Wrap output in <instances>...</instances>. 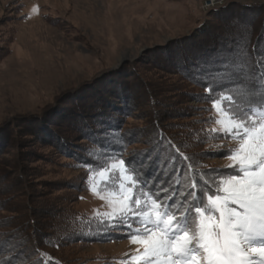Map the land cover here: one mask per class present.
Here are the masks:
<instances>
[{
    "label": "rangeland",
    "instance_id": "obj_1",
    "mask_svg": "<svg viewBox=\"0 0 264 264\" xmlns=\"http://www.w3.org/2000/svg\"><path fill=\"white\" fill-rule=\"evenodd\" d=\"M207 1L0 0V206L5 201L0 208V223L4 221L1 218L6 216H12L8 221L13 225L20 223L21 219L15 218L18 215L15 212L27 214L29 220L47 213V209L52 214L57 213L62 221H55L60 223L58 231L63 237L57 253L68 264H125L136 254L139 246L124 238L128 229L106 226L103 213L108 209L105 202L90 190V177L111 163L113 156L133 159L139 156L140 151L127 153V149L133 147H125L126 151L115 150L108 155L96 150L90 154L91 150L86 156L91 155L96 162L80 166L66 157L67 153L62 150L48 146L49 143H38L34 135L50 139L49 135L58 134L66 138L68 132L64 123L69 122L67 119L81 121L80 116L86 113L85 105L89 109L96 107L92 101H103L107 96L105 89L119 96L124 94L118 85L123 80L124 85L128 84L129 92L134 89V93L137 89L128 80L132 74L118 78L115 88L103 76L107 72L112 74L123 67L137 65L147 51L166 46L203 22L212 9L202 10ZM225 1V4H256L264 8V0ZM33 8L37 11L32 12ZM209 47L192 49L190 56L202 54ZM161 51L156 53L159 63L167 57L178 64L185 55L176 46L169 52ZM169 66L172 67V64ZM139 68L143 77L147 78L151 73V68ZM122 74L124 71L116 75ZM182 78L177 80L172 77L171 82L166 80L173 90L165 103L170 102L172 108L190 111L186 118L176 121L196 129L195 135L201 142L195 152L206 151L193 157L198 167L208 168L209 172L219 170L226 176L232 169L228 167L230 162L222 157L234 147V142L221 139L219 133L212 131L218 128L212 122L216 118L215 110L210 104L206 106L199 99L192 98L189 93L200 94L201 91L187 85L186 79ZM128 119L135 121V118ZM194 121L198 124L195 125ZM26 124L28 130L25 131L20 126ZM29 127L36 134L29 135ZM17 132L20 143L27 141L18 148L23 157L17 153L16 140H12L8 147L4 143L8 136L14 137ZM25 134L26 137L23 136ZM82 138L77 137L74 142L80 147L90 145V141ZM165 153L169 155L167 151ZM151 158H148V167L151 162L154 163ZM166 158L169 157L165 155V161ZM165 161L160 160L152 166L154 170L149 177L153 188L161 192L162 189L184 191V197L189 191H194L196 181L193 175L185 174L183 169L178 174L170 173ZM15 162L26 167L23 170L28 175L23 177V182L13 177L11 168ZM136 168L138 171V166ZM117 177L118 170L108 181V189L116 190ZM96 179L99 181L100 178L97 176ZM210 179L213 177L210 176ZM101 188H105L103 183ZM8 206L6 213L2 209ZM64 225L69 232L65 231ZM109 228L113 230L109 231ZM86 231L92 235V241L83 236L73 240L66 238L75 233L83 235ZM16 243L11 242L7 249L13 252L17 248ZM15 256L19 262L24 260L22 255ZM0 264L5 263L0 261Z\"/></svg>",
    "mask_w": 264,
    "mask_h": 264
},
{
    "label": "trees",
    "instance_id": "obj_2",
    "mask_svg": "<svg viewBox=\"0 0 264 264\" xmlns=\"http://www.w3.org/2000/svg\"><path fill=\"white\" fill-rule=\"evenodd\" d=\"M207 15V19L198 23L184 35L175 38L166 46L147 51L136 63L137 65L123 67L125 68L124 70L121 68L118 72L112 74L107 72L103 76V79H107L106 81H108L109 85L115 88L118 78H125L132 74L131 77H128V80L137 89L134 93L132 92L134 89H131L130 92L132 94H128V84L125 83L126 85H124L122 83L124 80L118 84L122 93H124L120 96L115 94L116 92L111 93V90L105 89L107 94L104 98L105 100L92 101L96 107L90 109L85 105L86 109L84 112L86 111V113L80 116L79 120L81 121L73 117H69L73 118L72 120L67 119L69 122L64 123L65 131L68 132L65 134L66 138L58 134L49 135L50 139L44 136L39 137L30 127L29 135L36 134L34 136L36 139L38 138V143H49L47 144L48 146L62 150L67 153L68 156L66 157L76 161L80 166H87L96 162L91 159V155L89 157L86 156V153H90L91 150L93 151L90 154H93L96 150L109 153L108 155H110L115 150L120 152L123 149L126 151L125 147H133L131 150L127 149V153L140 151L139 156H135L133 159H128L127 157L125 160L134 161L135 165L138 166L137 174L139 178L142 180L147 179L148 181L145 186L146 190H150L153 194L158 193L160 197L172 196L173 200L170 202L174 203L176 208H179L184 199V191L161 192L155 190L150 182L149 175L152 176L151 171L154 170L152 166L158 164L160 160L165 161V155H167L169 157L165 161L168 164L167 171L178 174L183 169L185 174L193 175V180L196 181L195 185L198 186L194 191L203 196V193L209 190H207V182L211 179L210 176L206 175L209 169L198 167L193 157L205 154L206 151L196 153L195 148L199 147L201 142L195 135L196 129L187 128L185 126L188 124L176 121L180 118H186L190 115V111H184L177 107L172 108L170 102L168 104L165 103L168 102L167 99H169L173 90L167 85L168 82L166 83V80L169 81L172 77L181 80L183 77L186 79L187 85L201 91L200 94L189 93V95L192 98L199 99V102L205 103L206 106L210 104L204 99L209 95L205 91L209 84L213 85L216 95H219L221 90L227 89L233 96H237L239 91L237 86H243L250 91L254 104L261 99V92L253 90L264 89V78L261 77L260 69L257 66L258 62L264 63V59H261L264 58V8L256 4L236 5L226 3L220 8L207 12ZM207 45H210L209 49L203 51L202 54L190 56L192 49H200ZM174 46L181 49L185 54L180 58L178 64L171 59L169 61L167 57H164L163 62L159 63L156 61L158 59L157 52L159 53L161 50L162 53L169 52ZM169 62L171 63L169 64ZM237 63L245 65L242 72H236L231 68L225 67L227 64ZM171 64L172 67L169 66ZM142 66L151 68V73H149L147 78L141 74L142 70L139 67ZM175 68L177 70H173ZM126 69H128V72H126ZM122 71H124L122 76L116 75L117 73H122ZM160 71H163V73ZM224 71L231 72V76L220 78L213 75L216 72ZM164 74L169 75V77L167 78ZM112 75L113 78L111 77ZM228 103V101H224L225 106ZM234 106L237 108L241 107L240 104H235ZM256 115H259V112H256ZM27 117L29 119L32 118V116ZM128 118H135V121L132 122ZM194 124L196 125L198 122L194 121ZM20 127L25 131L28 130L27 124ZM23 136L26 137L27 134ZM9 137L11 136L7 137V141L3 140L6 143V147L10 146V143L12 144V140H16L18 143L15 145L17 153L20 157H23L22 151H19L18 148L20 147L19 145L26 144L27 141L24 140L20 143L18 132L14 137H11L12 139H9ZM77 137H83L82 139L90 141V145H82L80 147L79 144L74 142ZM207 153L209 152L207 151ZM151 156V160L154 163L151 162L149 168L148 158ZM25 168L23 163H13L11 168L13 177L15 179L20 178L21 182H23V177L28 175L27 171L23 170ZM17 173L21 175H17ZM4 203L2 202L3 205ZM5 208L2 210L7 213L9 206ZM47 210V213L40 214L37 219L33 220L27 219V214L15 212V214H18L15 218L21 220L20 223L16 222L14 225L8 221L12 216L1 218V220H4L0 223V257H2L0 261L2 263L68 264L57 253L63 237L60 234L61 231H58L60 223L58 224L55 219L62 221L61 217L57 213L52 214L50 209ZM180 210L182 211L183 209ZM102 227H105V225ZM2 229L3 231H1ZM64 229L69 232V230H66L65 225ZM106 229L107 227L104 230ZM108 230L112 231L113 229L109 228ZM75 234L66 238L73 240L83 236L89 241L93 240L91 238L92 235L88 231L83 233V235ZM8 240L10 243L18 242V244L16 243L17 248H14L13 252L7 249L10 244ZM16 254L22 255L24 262H19L17 260L18 257L15 256Z\"/></svg>",
    "mask_w": 264,
    "mask_h": 264
},
{
    "label": "snow or ice",
    "instance_id": "obj_3",
    "mask_svg": "<svg viewBox=\"0 0 264 264\" xmlns=\"http://www.w3.org/2000/svg\"><path fill=\"white\" fill-rule=\"evenodd\" d=\"M257 66L264 78V63ZM225 67L242 72L245 65ZM213 75L225 78L231 72ZM237 87V96L227 89L216 95L211 84L205 89L204 99L216 113L212 122L218 128L212 131L234 147L222 157L232 172L206 173L213 179L203 196L189 191L176 208L172 196L146 190L148 181L139 178L134 161L115 156L90 177V190L108 209L103 220L110 228L128 229L124 238L139 246L125 264H264V89L253 90L261 92L254 104L250 91ZM116 170V190H110L107 183Z\"/></svg>",
    "mask_w": 264,
    "mask_h": 264
},
{
    "label": "built area",
    "instance_id": "obj_4",
    "mask_svg": "<svg viewBox=\"0 0 264 264\" xmlns=\"http://www.w3.org/2000/svg\"><path fill=\"white\" fill-rule=\"evenodd\" d=\"M226 2L225 0H214L212 2H208L207 4H203L202 10H206L210 7H213V5H217L218 3Z\"/></svg>",
    "mask_w": 264,
    "mask_h": 264
},
{
    "label": "bare ground",
    "instance_id": "obj_5",
    "mask_svg": "<svg viewBox=\"0 0 264 264\" xmlns=\"http://www.w3.org/2000/svg\"><path fill=\"white\" fill-rule=\"evenodd\" d=\"M212 1H214V0H208L205 4H207L208 2H212ZM223 4H225V3H224V2H222V3H218L217 5H213V7H210V8H212V9L214 8V9H215V8H218V7L222 6ZM212 9H211V10H212ZM206 10H207V9H206ZM209 11H210V10H209Z\"/></svg>",
    "mask_w": 264,
    "mask_h": 264
}]
</instances>
